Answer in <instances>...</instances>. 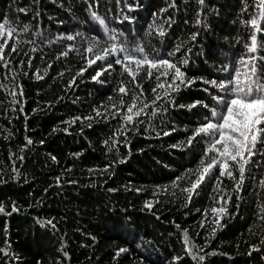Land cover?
I'll return each mask as SVG.
<instances>
[{
  "label": "trees",
  "instance_id": "16d2710c",
  "mask_svg": "<svg viewBox=\"0 0 264 264\" xmlns=\"http://www.w3.org/2000/svg\"><path fill=\"white\" fill-rule=\"evenodd\" d=\"M127 3L138 7L129 11ZM259 3L260 0H204L203 5L199 0H121L119 4L116 0H0V22L10 18L18 31L27 24L28 31L21 32L19 39L36 40L35 52L30 51L32 45L19 43V55L11 53L10 67H15V72L6 73L0 66V176L6 181L0 184V204L5 208L0 213V264H196L185 246V232L192 252L203 248L199 254L215 253L207 255L202 264H264V221L256 215L258 206H264V188L259 184L264 177V157L256 160L249 171L240 192L239 209L235 206L233 182L220 177L217 184L218 173L209 172L188 201L184 189L196 179L195 170L204 149L203 134L191 146L170 145L186 142L200 123L199 113L207 109L200 105L191 111L173 108L167 103L168 97L162 96L159 102H165L158 113L149 114L143 125L137 121L143 122L144 112L134 116L128 131L114 136L121 126V116L132 103L133 91L136 107L146 104L144 96L154 100L156 70L152 69L149 78L148 66L141 65L135 83L142 86V92L128 72L122 74L117 65L99 77L105 81L101 84L91 79L100 62L77 75L85 67L82 55L69 51L67 57L57 60L58 53L72 41L54 37L59 30H64V35L85 29L87 34L103 36L96 27H88L95 12L102 15L110 29L125 34L129 47L139 42L150 56L158 52L165 57L179 46L180 50L167 58L198 79L176 94V105L188 104L194 98L208 103L211 97L203 89L209 88L213 94L216 90L199 78H219L221 67L250 43L253 29L245 21L258 15ZM122 10L134 19L118 21ZM160 25L163 37L158 32ZM37 30L40 36L34 35ZM15 38L14 34L9 39L6 56ZM255 55L257 59L251 63L257 65L258 75L264 78V48L260 44ZM185 59L187 64H183ZM21 60L23 65L19 64ZM240 65L243 82L247 69ZM131 67L135 71V66ZM37 70L43 79H37ZM74 76L75 81L68 87ZM121 81L126 94L115 91ZM113 104L120 109L114 117L96 116V108L104 115L115 112ZM101 105L107 106V112ZM145 111L148 115V107ZM74 117L92 119L73 122ZM139 126L142 130L138 131ZM172 128L175 131L163 135ZM185 169L193 171L173 184V178L185 173ZM109 188L116 190L109 192ZM13 202L19 211L12 212ZM221 205L225 207L223 213L212 211ZM49 219L55 229L38 223ZM253 244L258 251L251 250ZM139 245L153 248L164 261L155 263L145 257L150 253H141ZM120 247L127 251L117 255ZM176 256L180 259L174 260Z\"/></svg>",
  "mask_w": 264,
  "mask_h": 264
},
{
  "label": "snow or ice",
  "instance_id": "6c2138e0",
  "mask_svg": "<svg viewBox=\"0 0 264 264\" xmlns=\"http://www.w3.org/2000/svg\"><path fill=\"white\" fill-rule=\"evenodd\" d=\"M117 4L121 0H116ZM199 3L203 5L204 0H199ZM134 5L131 3L126 4L127 10L131 11ZM258 15H252L251 18L245 21L246 24L250 25L253 29L250 35V43L245 44L247 53L250 55L239 57V63L244 65L247 71L244 74V80L241 81V70L239 67L234 69L233 72H229L228 65L225 64L221 67L220 71L227 72L228 76L224 78L213 77L211 79H205L200 77V81L203 84L210 85L212 89H215V94L209 91V88H204L203 91L209 93L211 100L208 103H205L203 98H194L188 104H172L173 107L187 108L191 109L196 108L197 105H200L202 109H207V112L201 111L199 113L200 123L195 126L190 135L187 136L186 142L180 141L177 144H172V148H184L185 144L191 146L193 140L197 136L202 135L204 139V149L203 155L200 157L197 168L195 170L196 179L191 181L190 187L184 189L188 193V201L191 200V195L194 190L199 187V185L204 181L205 176L209 174L210 170L215 166L219 165V176L216 177V183H220V177L227 176L233 182V190L236 192V208L239 209L240 202V192L243 188V183L245 180L246 166L252 162L251 158L254 155H257V144L260 143L264 147V78L258 75V68L255 63H251L257 59L255 53L258 49L257 44V33L264 31L261 29L258 22H264V0H260L259 5H257ZM20 11H25L21 9ZM163 11V10H162ZM155 15V13H153ZM92 17L98 21L101 26L103 36L97 34H85L84 32L77 31L71 34L59 35L56 39H66L67 41H72L69 43L66 48L58 53L57 60L61 57H67L69 51H75L77 55H82V58L85 60V67L79 70L77 75H81L86 71L87 67L92 66L97 61L100 63L94 69V75L91 76L93 81L98 83H105L103 80H99V77L109 69H113L114 65H119L121 68V73L127 71L128 75L132 77V81L135 84V87L141 88L140 84H136V73L141 70V65H147V76L150 78L153 75L152 69L156 70V87L152 89V92L155 94V98L152 101L153 104L157 100H160L161 97H168L169 90L172 92H177L181 86H190L197 81V77L193 76L187 78L186 73L181 70L172 60L167 57H172L176 52L180 50L179 46H176L173 50H170L166 53L165 57H161L157 52L156 55L150 56L145 52L144 47L139 43H135L134 46L129 47V42L125 37V34L115 28H109L105 23V19L93 12ZM134 17L125 15L123 10L121 11L120 16L117 17V20L123 22L124 20L132 21ZM168 20L171 18L168 17ZM199 23V20H197ZM29 25L25 24L22 28L17 30V27L13 24H10L7 19H3L0 22V66H3L7 72H15V67H10V57L11 53L17 52V45L19 43H28L32 45L30 51H36V40L22 41L19 39L21 32H27ZM158 32L161 37L165 35L163 30V25L158 26ZM15 34V39L9 48V52L6 56L5 48L8 46V41L10 38H13ZM40 36L41 32L37 30L34 34ZM197 34H193V39ZM51 43V41H48ZM86 45V46H85ZM81 47H83V54L81 53ZM260 47L264 48V43L260 44ZM27 55V53H24ZM111 58V59H110ZM32 57H29V65H31ZM188 60H184L183 64H187ZM20 65H23V60L19 61ZM132 65L135 66V71L132 70ZM51 67V63L48 65ZM47 70H45L46 72ZM62 75V73H60ZM169 75H171V80H168ZM161 77H164V80H161ZM37 79H43L42 76L38 74L37 70ZM75 81V76L68 82V87H71ZM179 81V83H177ZM167 85V90L157 93V88H165ZM115 91L126 94L127 89L124 86V82L121 81ZM22 95V90H21ZM111 99V97H109ZM51 103V102H49ZM121 105L123 100H121ZM105 108L107 112V106L101 105ZM112 108H115V112H110L107 115H104L100 108L94 109L97 117H103L107 119L108 116H115L119 113L120 109L116 107L115 104L111 105ZM148 107L147 104H141L140 107H136V94L133 91L132 103L128 105L125 114L121 116V126L117 129L115 135L126 133L128 131L127 125L133 122L134 116H139L144 109ZM163 106L161 105V108ZM22 111V109H21ZM35 111V109H33ZM167 111V109H164ZM156 109H153L152 114L155 115ZM79 119H92V117H74L73 122ZM137 123H142V121H137ZM91 127V125H89ZM134 130V129H133ZM67 131V128L65 129ZM147 131V129H146ZM155 131V130H154ZM170 131H175V128L171 130H166L163 132V135L167 136L170 134ZM157 137L160 136V132H156ZM206 137V139H205ZM27 143L31 144L32 141L30 138H27ZM43 143V141H41ZM107 143V142H106ZM127 144V140L124 141ZM111 151V148L108 149ZM142 151V150H141ZM209 153H212L209 156ZM264 157V152L259 153ZM19 159L23 160V156H20ZM53 160L56 157H52ZM207 159V163L205 160ZM123 163L124 161H120ZM231 162V164L229 163ZM259 166V165H257ZM108 165H105V170ZM91 171V169H90ZM193 169H185V173L175 176L172 180V183L175 184L177 180L184 179L186 173H191ZM13 173H16V169L13 167ZM238 173V176L234 174ZM18 175V174H17ZM59 177L56 178L57 184H59ZM255 179V177H253ZM6 183L5 179L0 176V184ZM69 183H74V181H69ZM260 187L264 188V177L259 181ZM157 188L161 187L160 185L156 186ZM116 189L109 188V192H113ZM140 191V189H136ZM228 200H231V196L228 197ZM227 203V201L225 202ZM148 205L146 204V207ZM259 212L256 214L259 220L264 221V206H258ZM5 208L0 204V213H3ZM19 209L16 207L15 202L12 205V212H17ZM214 213L225 211L224 205H221L219 209L213 208ZM11 213H9L10 215ZM41 226H51L55 229L56 225L51 219L46 221H38ZM215 223L219 225V219L215 220ZM201 227H203V222H201ZM222 228L223 225H220ZM216 231L215 228L212 229V234ZM95 239V237H93ZM261 244H264V240L261 241ZM185 246L187 248L188 254L191 255L192 259L196 261V264H202L205 261L207 255H212L215 253H205L199 254L204 251L203 248L199 249V252H192L191 248H188L187 232H185ZM252 251H258L257 245L253 244L250 246ZM127 249L120 247L117 250V255L120 253L126 252ZM67 255V253H65ZM251 255V251L249 252ZM143 260V258H141ZM174 260H179L180 257L176 256Z\"/></svg>",
  "mask_w": 264,
  "mask_h": 264
},
{
  "label": "rangeland",
  "instance_id": "374dc122",
  "mask_svg": "<svg viewBox=\"0 0 264 264\" xmlns=\"http://www.w3.org/2000/svg\"><path fill=\"white\" fill-rule=\"evenodd\" d=\"M143 112H144V113L146 112V111H145V109H144V111H143Z\"/></svg>",
  "mask_w": 264,
  "mask_h": 264
}]
</instances>
